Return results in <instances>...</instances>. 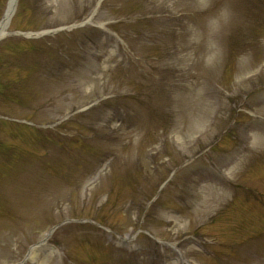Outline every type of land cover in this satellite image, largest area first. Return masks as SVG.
Wrapping results in <instances>:
<instances>
[{"label":"rangeland","instance_id":"obj_1","mask_svg":"<svg viewBox=\"0 0 264 264\" xmlns=\"http://www.w3.org/2000/svg\"><path fill=\"white\" fill-rule=\"evenodd\" d=\"M18 3L0 264H264V0Z\"/></svg>","mask_w":264,"mask_h":264},{"label":"bare ground","instance_id":"obj_2","mask_svg":"<svg viewBox=\"0 0 264 264\" xmlns=\"http://www.w3.org/2000/svg\"><path fill=\"white\" fill-rule=\"evenodd\" d=\"M18 0H9L7 9L0 22V39L6 34L9 24L15 14ZM30 36V35H29Z\"/></svg>","mask_w":264,"mask_h":264},{"label":"water","instance_id":"obj_3","mask_svg":"<svg viewBox=\"0 0 264 264\" xmlns=\"http://www.w3.org/2000/svg\"><path fill=\"white\" fill-rule=\"evenodd\" d=\"M89 21H86V22H84V23H82V24H80V25H77V26H73V27H81V26H83L85 23H88ZM72 27V28H73ZM61 29H59V30H55V31H49V32H44V33H41V35H44V34H49V33H55V32H57V31H60ZM55 228H53L52 230H51V233H52V231L54 230Z\"/></svg>","mask_w":264,"mask_h":264},{"label":"trees","instance_id":"obj_4","mask_svg":"<svg viewBox=\"0 0 264 264\" xmlns=\"http://www.w3.org/2000/svg\"><path fill=\"white\" fill-rule=\"evenodd\" d=\"M21 3H22V0L19 1V4H20V5H21Z\"/></svg>","mask_w":264,"mask_h":264}]
</instances>
